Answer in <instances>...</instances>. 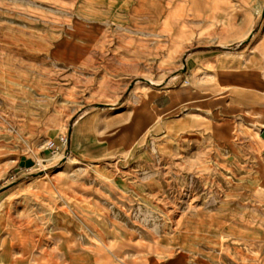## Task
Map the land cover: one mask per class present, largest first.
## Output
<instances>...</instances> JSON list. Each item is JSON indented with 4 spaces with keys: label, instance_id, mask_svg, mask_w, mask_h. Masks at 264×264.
Here are the masks:
<instances>
[{
    "label": "rangeland",
    "instance_id": "374dc122",
    "mask_svg": "<svg viewBox=\"0 0 264 264\" xmlns=\"http://www.w3.org/2000/svg\"><path fill=\"white\" fill-rule=\"evenodd\" d=\"M249 96L264 0H0V264H264Z\"/></svg>",
    "mask_w": 264,
    "mask_h": 264
},
{
    "label": "crops",
    "instance_id": "0c3cea01",
    "mask_svg": "<svg viewBox=\"0 0 264 264\" xmlns=\"http://www.w3.org/2000/svg\"><path fill=\"white\" fill-rule=\"evenodd\" d=\"M264 98V97H263ZM248 100H249V102L252 104V105H254V106H257V107H263L264 108V101L262 102L261 100H260V98H258V97H254V98H251V96H249L248 97ZM261 103H262V105H261ZM261 128H264V124L263 125H261V127L259 128L260 130H261Z\"/></svg>",
    "mask_w": 264,
    "mask_h": 264
},
{
    "label": "water",
    "instance_id": "95a60500",
    "mask_svg": "<svg viewBox=\"0 0 264 264\" xmlns=\"http://www.w3.org/2000/svg\"><path fill=\"white\" fill-rule=\"evenodd\" d=\"M260 135H261V137L264 139V128H261V130H260ZM31 164H32V161H31V160H28V159L25 160V165H26V166H29V165H31Z\"/></svg>",
    "mask_w": 264,
    "mask_h": 264
}]
</instances>
